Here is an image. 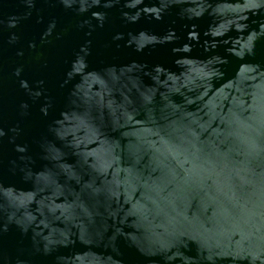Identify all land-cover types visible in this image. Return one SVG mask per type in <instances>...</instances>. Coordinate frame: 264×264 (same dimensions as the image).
<instances>
[{
  "label": "water",
  "instance_id": "1",
  "mask_svg": "<svg viewBox=\"0 0 264 264\" xmlns=\"http://www.w3.org/2000/svg\"><path fill=\"white\" fill-rule=\"evenodd\" d=\"M0 264H264V0H0Z\"/></svg>",
  "mask_w": 264,
  "mask_h": 264
}]
</instances>
